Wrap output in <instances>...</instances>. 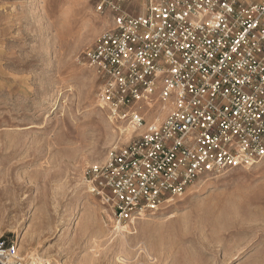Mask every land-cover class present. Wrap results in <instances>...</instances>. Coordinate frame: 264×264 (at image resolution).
<instances>
[{
  "label": "rangeland",
  "instance_id": "1",
  "mask_svg": "<svg viewBox=\"0 0 264 264\" xmlns=\"http://www.w3.org/2000/svg\"><path fill=\"white\" fill-rule=\"evenodd\" d=\"M102 1L0 0V238L25 264H264V161L202 178L126 229L109 221L85 170L142 129L128 135L99 104L87 54L116 12Z\"/></svg>",
  "mask_w": 264,
  "mask_h": 264
},
{
  "label": "built area",
  "instance_id": "2",
  "mask_svg": "<svg viewBox=\"0 0 264 264\" xmlns=\"http://www.w3.org/2000/svg\"><path fill=\"white\" fill-rule=\"evenodd\" d=\"M104 3L113 27L88 64L110 117L142 132L85 178L121 228L202 178L264 160V0H145L139 14ZM157 102L164 118L147 124ZM17 251L0 238V264H25Z\"/></svg>",
  "mask_w": 264,
  "mask_h": 264
},
{
  "label": "bare ground",
  "instance_id": "3",
  "mask_svg": "<svg viewBox=\"0 0 264 264\" xmlns=\"http://www.w3.org/2000/svg\"><path fill=\"white\" fill-rule=\"evenodd\" d=\"M102 94H103V92H102ZM100 105H102V107L104 108H107L108 107V104L103 100V99H100V103H99ZM152 106H148V107H146V108H151ZM160 112H161V116L164 114V112L162 111V110H164L165 108H163V106L161 105L160 106ZM111 118V117H110ZM114 120V119H113ZM157 120V119H156ZM110 122H114V121H110ZM106 125V124H105ZM105 127V126H104ZM110 128V127H109ZM107 129V128H106ZM132 130H133V124H129L128 125V127L124 130V131H127L126 133L128 134V135H131V133H132ZM264 160H262V161H258V162H256V164L258 165V164H260V163H262ZM194 186H195V184H193V185H191L190 187H188L187 189H192V188H194ZM182 196V195H181ZM173 200V198H171L170 200H168V202H170V201H172ZM140 216L141 217H143V216H145V213H143V214H140ZM119 230H123V229H126V227H121V228H118ZM121 244H125L126 245V240L122 237V239H121V242H120ZM124 246V245H123ZM29 263L30 264H39L38 263V261L32 256V255H30L29 256Z\"/></svg>",
  "mask_w": 264,
  "mask_h": 264
}]
</instances>
